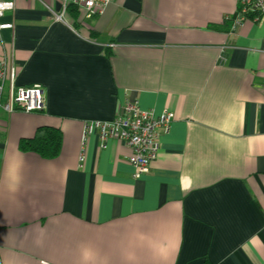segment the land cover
<instances>
[{"label":"crops","instance_id":"1","mask_svg":"<svg viewBox=\"0 0 264 264\" xmlns=\"http://www.w3.org/2000/svg\"><path fill=\"white\" fill-rule=\"evenodd\" d=\"M0 57L45 109L0 111V264H264V24L231 29L237 0H111L100 15L13 0ZM128 101L172 114L156 160L85 120ZM39 127L58 155L18 149Z\"/></svg>","mask_w":264,"mask_h":264},{"label":"built area","instance_id":"2","mask_svg":"<svg viewBox=\"0 0 264 264\" xmlns=\"http://www.w3.org/2000/svg\"><path fill=\"white\" fill-rule=\"evenodd\" d=\"M61 14H54L56 21L62 20L66 7L72 4L79 8L86 17L100 15L111 0H58ZM13 0H0V37L3 30H11L13 24L5 21L7 12L14 11ZM246 20L264 24V0H237L231 29L235 31ZM14 64L6 57H0V111L7 114L20 111L23 113L41 112L45 109L44 89L40 84L31 86L16 85ZM172 123V114L163 110L156 116L151 110H142L136 101L125 102L119 113L111 120H85L81 134V148L78 167L85 161L86 144L91 135L96 134L100 146L105 147L108 140L125 143L130 150L128 163L133 168V176L146 174L156 160L159 142L167 134Z\"/></svg>","mask_w":264,"mask_h":264},{"label":"trees","instance_id":"3","mask_svg":"<svg viewBox=\"0 0 264 264\" xmlns=\"http://www.w3.org/2000/svg\"><path fill=\"white\" fill-rule=\"evenodd\" d=\"M65 13L76 19L83 12L76 6L69 4ZM60 132L52 127H39L32 138L19 140L18 149L22 152H32L45 159H53L59 153Z\"/></svg>","mask_w":264,"mask_h":264}]
</instances>
